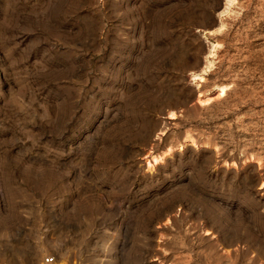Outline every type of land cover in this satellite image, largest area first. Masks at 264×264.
<instances>
[{
    "label": "rangeland",
    "instance_id": "1",
    "mask_svg": "<svg viewBox=\"0 0 264 264\" xmlns=\"http://www.w3.org/2000/svg\"><path fill=\"white\" fill-rule=\"evenodd\" d=\"M48 256L264 264V0H0V264Z\"/></svg>",
    "mask_w": 264,
    "mask_h": 264
},
{
    "label": "water",
    "instance_id": "2",
    "mask_svg": "<svg viewBox=\"0 0 264 264\" xmlns=\"http://www.w3.org/2000/svg\"><path fill=\"white\" fill-rule=\"evenodd\" d=\"M217 1H219L220 3H221V1L222 0H217ZM189 76V75H188ZM188 76H187V78H188ZM190 79L188 80V86L193 90V93H194V99H196V97H197V95H196V90H195V86L194 85H192L191 83H190ZM170 120V118H168V112H167V110H164V109H161V111H160V114H159V117H158V119H157V121H158V123H159V125H162V124H164V122H167V121H169ZM161 131V130H160ZM159 132V131H158ZM158 135V133H153L152 135H151V137H150V141H155L156 140V136ZM146 151V150H145ZM205 157H206V164L209 166V167H216L217 169H223V166L221 165V163H219V162H216L215 161V157H214V151L212 150V149H210L206 154H205ZM139 163L141 164V166H145V159L144 158H140L139 159ZM254 164V163H253ZM249 170H250V172H251V177H255V176H257L258 175V171H257V169H256V166L255 165H253V166H251L250 168H249ZM259 183V182H258ZM161 226H163L162 224H161Z\"/></svg>",
    "mask_w": 264,
    "mask_h": 264
},
{
    "label": "built area",
    "instance_id": "3",
    "mask_svg": "<svg viewBox=\"0 0 264 264\" xmlns=\"http://www.w3.org/2000/svg\"><path fill=\"white\" fill-rule=\"evenodd\" d=\"M53 261H54V257L53 256H48V257H44L43 258V262L42 263L49 264V263H51Z\"/></svg>",
    "mask_w": 264,
    "mask_h": 264
},
{
    "label": "bare ground",
    "instance_id": "4",
    "mask_svg": "<svg viewBox=\"0 0 264 264\" xmlns=\"http://www.w3.org/2000/svg\"><path fill=\"white\" fill-rule=\"evenodd\" d=\"M229 1H231V0H226V4L229 2ZM226 10V9H225ZM56 263V261H55V259H54V261L53 262H51V263H49V264H55ZM44 264V263H43ZM63 264H66V263H63Z\"/></svg>",
    "mask_w": 264,
    "mask_h": 264
}]
</instances>
